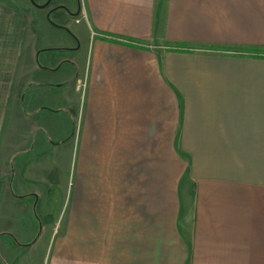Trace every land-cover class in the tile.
I'll return each instance as SVG.
<instances>
[{
	"label": "crops",
	"instance_id": "1",
	"mask_svg": "<svg viewBox=\"0 0 264 264\" xmlns=\"http://www.w3.org/2000/svg\"><path fill=\"white\" fill-rule=\"evenodd\" d=\"M70 7L86 59L50 80L32 9L0 0V264L264 251V0Z\"/></svg>",
	"mask_w": 264,
	"mask_h": 264
},
{
	"label": "rangeland",
	"instance_id": "2",
	"mask_svg": "<svg viewBox=\"0 0 264 264\" xmlns=\"http://www.w3.org/2000/svg\"><path fill=\"white\" fill-rule=\"evenodd\" d=\"M15 2L26 1L31 10L30 17L32 18L36 35H37V47L42 52V56L38 59V66L41 68H47L46 71L41 70L42 76L46 79H60L63 76L68 77L69 71L73 70L78 74L81 63L86 59V51L83 43V48H80V42L74 43L73 24H70L71 9L70 4L74 0H14ZM71 44L74 47L65 49L63 44ZM46 48V49H45ZM77 51L76 61L72 60V56ZM77 62V64H75ZM59 63V64H58ZM62 65L60 71L54 72L51 68L54 65ZM81 94V92H80ZM74 172V171H73ZM61 206H64V211L61 217L63 221L68 217V194L62 192L60 199ZM61 224V222H60ZM59 225L58 228H60ZM56 238V235L53 237ZM52 242V244H53ZM51 251V249H50ZM50 251H45V264H48L51 255ZM52 252V251H51ZM206 251L200 255L206 258L204 264L211 263L218 264H264V251H237L234 255L231 251L226 252L227 256H223L225 253L222 251ZM52 260V259H51ZM203 260V258H202ZM204 261V260H203Z\"/></svg>",
	"mask_w": 264,
	"mask_h": 264
},
{
	"label": "built area",
	"instance_id": "3",
	"mask_svg": "<svg viewBox=\"0 0 264 264\" xmlns=\"http://www.w3.org/2000/svg\"><path fill=\"white\" fill-rule=\"evenodd\" d=\"M85 87H86V84L83 83V85H82V91H83V93H84V91H85Z\"/></svg>",
	"mask_w": 264,
	"mask_h": 264
}]
</instances>
